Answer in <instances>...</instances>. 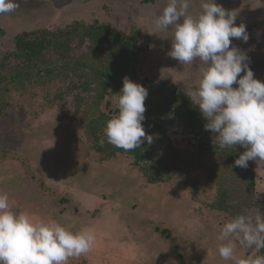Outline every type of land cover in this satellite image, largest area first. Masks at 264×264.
Segmentation results:
<instances>
[{"label": "rangeland", "instance_id": "obj_1", "mask_svg": "<svg viewBox=\"0 0 264 264\" xmlns=\"http://www.w3.org/2000/svg\"><path fill=\"white\" fill-rule=\"evenodd\" d=\"M215 2L246 26L248 41L231 38L230 47L245 52L264 81V1ZM18 3L0 14V192L12 210L73 231L92 228L91 251L68 264H236L219 256L227 241L217 237L234 215L264 213V161L235 166L231 152L245 147L218 148L203 115L171 95L194 90L205 65L169 55L174 26L155 24L168 0ZM200 3L191 0L188 13L197 16ZM101 26L138 36L139 61L124 65L99 38ZM35 30L51 39L45 51L13 57L16 36ZM60 30L68 34L56 39ZM116 70L106 93L103 74ZM125 78L148 91L142 124L153 136L128 152L104 135ZM152 80L171 88L152 92ZM234 243L236 259L264 255Z\"/></svg>", "mask_w": 264, "mask_h": 264}, {"label": "clouds", "instance_id": "obj_2", "mask_svg": "<svg viewBox=\"0 0 264 264\" xmlns=\"http://www.w3.org/2000/svg\"><path fill=\"white\" fill-rule=\"evenodd\" d=\"M191 0H168L155 20L158 29L174 26L169 55L180 64L199 60L205 65L197 87L188 92L206 120L205 130L216 134L220 148L237 144L245 151L234 161L247 168L248 162L264 161V81L254 77L245 52L230 47L231 38L247 42L246 26L235 23L237 13L227 11L215 0H201L197 16L188 13ZM19 8L18 0H0V14ZM243 72V75H240ZM236 84L237 87H233ZM147 89L125 78L118 99V114L104 129L109 144L125 152L140 148L153 136L145 132ZM102 146L105 139L99 140ZM219 256L236 264H264V255L236 259V244L264 249V213L244 210L226 221L217 237ZM96 240L90 227L73 231L53 220L34 218L30 213L14 212L9 195L0 192V264H68L70 259L91 251Z\"/></svg>", "mask_w": 264, "mask_h": 264}, {"label": "trees", "instance_id": "obj_3", "mask_svg": "<svg viewBox=\"0 0 264 264\" xmlns=\"http://www.w3.org/2000/svg\"><path fill=\"white\" fill-rule=\"evenodd\" d=\"M264 1V0H263ZM45 32L43 30H35L31 32H22L21 34H18L16 36V48L17 50L13 53V57H24L25 54L33 55V54H40L41 52H44L45 49L48 46V43L51 41L50 38L45 36ZM93 33V32H92ZM68 34V32H64V30L59 31V35L56 34V39H59L60 37H65ZM100 39L103 42H107V44L114 49V54H120L123 57V64H127V62L132 61L133 63H136L139 61L138 54L140 51L139 39L138 36L132 35V36H124L123 34H118L111 28H108L107 26H101V31L99 32ZM131 71H133L131 69ZM99 72V71H98ZM117 72V73H116ZM108 72L105 75V79L103 80V88L104 91L107 93L108 89L110 87V81L115 80L116 75H120V71L118 72ZM134 72V71H133ZM134 74H136L134 72ZM169 81H149L148 85L152 92H156L158 89H164V90H170L171 86L168 85ZM172 93L171 94L174 98L180 99L179 101L181 103H189L188 104V110L190 111L191 115L195 116L198 114H202L199 111L198 106L193 104L190 97H188L187 94H183L181 91L178 90V92L175 90V88H171ZM182 116H187V113L185 110L182 111ZM193 126V125H192ZM216 146V145H215ZM217 147V146H216ZM218 148H220L218 146ZM234 157H239L241 154L236 152H231ZM236 216V215H234ZM259 253L264 254V249H262Z\"/></svg>", "mask_w": 264, "mask_h": 264}]
</instances>
